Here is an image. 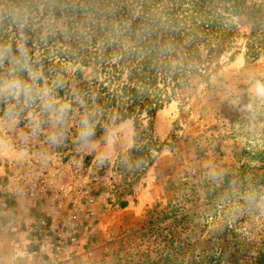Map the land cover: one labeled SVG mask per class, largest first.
<instances>
[{
    "label": "rangeland",
    "instance_id": "obj_1",
    "mask_svg": "<svg viewBox=\"0 0 264 264\" xmlns=\"http://www.w3.org/2000/svg\"><path fill=\"white\" fill-rule=\"evenodd\" d=\"M225 28L153 117L121 121L135 147L118 143L103 165L109 124L88 148L73 132L50 145V124L32 133L29 113L3 133L0 264H251L258 250L264 264V104L248 92L264 78V0H244Z\"/></svg>",
    "mask_w": 264,
    "mask_h": 264
},
{
    "label": "trees",
    "instance_id": "obj_2",
    "mask_svg": "<svg viewBox=\"0 0 264 264\" xmlns=\"http://www.w3.org/2000/svg\"><path fill=\"white\" fill-rule=\"evenodd\" d=\"M15 2L34 10V21L24 33L27 47L39 58L49 83L56 77L65 80L58 96L72 105L64 128L74 134L83 109L73 91L94 99L95 103L89 100L90 109H102L96 131L110 124L113 116L117 122L153 117L186 85L203 58L207 61L218 52L227 19L244 4V0H55L54 6L45 3L41 11L37 0ZM52 21L65 26L69 36L57 31L45 38L43 25ZM0 42L13 49L22 42L15 25L5 22L0 27ZM201 42L211 46L208 55L200 52ZM7 107L0 103V113ZM17 107L20 118L34 112L42 125L49 123L38 102L31 108L22 102ZM262 257L258 250L251 264H259Z\"/></svg>",
    "mask_w": 264,
    "mask_h": 264
},
{
    "label": "clouds",
    "instance_id": "obj_3",
    "mask_svg": "<svg viewBox=\"0 0 264 264\" xmlns=\"http://www.w3.org/2000/svg\"><path fill=\"white\" fill-rule=\"evenodd\" d=\"M45 3L52 7L55 5V0H37V8L42 11ZM33 21L34 10L32 8L17 4L15 0H0V27H3L5 22L15 25L22 41L16 45L15 49L11 44L0 42V103H8L3 118H0V153L11 149V144L3 133L5 131L15 133L21 114L17 105L21 102L24 108H31L38 102L41 112L47 113L51 129L47 135V141L50 145L58 146L66 139L64 125L72 110V105L62 102L58 96V90L63 89L66 82L63 78L56 77L49 83L39 58L33 57L30 53L24 33L31 27ZM57 31L66 37L69 36V30L65 26L56 24L55 21L44 23L43 36L45 38L48 35H55ZM80 35L83 36L84 33L81 31ZM248 92L254 102L264 104V78L251 81ZM73 97L76 104L83 109L77 133L79 144L84 148L92 147L95 145L93 138L96 136V126L100 123L103 111L99 107L90 109L89 100L91 99L93 103L95 101L86 94L73 91ZM12 101L16 103H10ZM254 102L244 104L241 111L253 112L256 106ZM28 120L31 132L39 131V115L34 112L29 113ZM117 120L118 117H111L110 124L104 129L103 150L96 156L100 165L111 160L118 143L125 151H130L135 147L134 140L129 137L132 122L118 124ZM124 163L130 164L131 161L125 157ZM206 167L210 179L219 180L221 178L222 174L216 171L211 163H208ZM245 201L257 203V195L251 193L245 197ZM260 207L264 210V204Z\"/></svg>",
    "mask_w": 264,
    "mask_h": 264
}]
</instances>
